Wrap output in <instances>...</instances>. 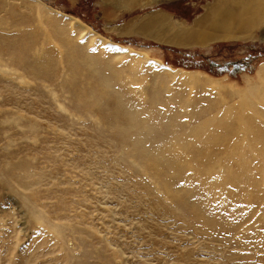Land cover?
I'll return each instance as SVG.
<instances>
[{
	"label": "rangeland",
	"instance_id": "1",
	"mask_svg": "<svg viewBox=\"0 0 264 264\" xmlns=\"http://www.w3.org/2000/svg\"><path fill=\"white\" fill-rule=\"evenodd\" d=\"M105 2L0 0V264H264V153L252 149L243 128L225 140L222 134L232 128L211 123L207 134L222 139L209 144L210 156L216 150L221 161L241 147L245 173L256 183L251 194L232 181L210 187L212 177L181 182L185 190H199L201 200L193 202L208 203L203 211L217 210L211 225L167 196L155 176L168 173L146 169L133 152L137 130L129 132L130 142L122 136L124 123L111 118L122 116L117 99L140 106L137 115L153 124L154 138L167 130L159 137L162 147L195 127L204 131L212 116L233 115L242 101L238 91L259 81L264 27L196 43L187 40L188 31L207 26L202 19L213 0ZM157 13L168 23L162 34L158 27L141 29ZM69 47L84 64L67 57ZM30 50L44 62L29 60ZM86 62L111 78L114 91L88 98L96 73ZM144 106L147 112L151 106L147 116ZM255 108L260 117L252 115L251 124L264 134V102ZM150 132L143 144L152 141ZM190 139L193 147L198 140ZM180 154L168 151L167 163L177 159L185 174ZM241 157L234 151L228 159L238 173Z\"/></svg>",
	"mask_w": 264,
	"mask_h": 264
},
{
	"label": "bare ground",
	"instance_id": "2",
	"mask_svg": "<svg viewBox=\"0 0 264 264\" xmlns=\"http://www.w3.org/2000/svg\"><path fill=\"white\" fill-rule=\"evenodd\" d=\"M105 1H106L105 3H109L111 5H117V2L119 0H105ZM126 1L128 2V4H130V2L132 0H126ZM148 20H149L148 23L147 22L146 23H142V26H140L141 29H143V28H150V27H152V28L153 27H155V28L158 27L159 28V31L156 32L157 35H161L162 32H163V30H164V28H165V25L168 24V23H165V21L167 19H166L165 15H163V14H161V15L158 14V13L157 14H154L151 17H149ZM202 20L205 21V23L207 24V26L204 29H202V28L201 29L200 28L198 29L196 27L195 29L189 30L188 31V35L189 36L187 37V40H189V41H195L196 43H198V42L199 43H203V42H206L208 40H214V39H220V38H232V37H235L237 35H244V36H246L253 29H255L257 27H262V26L264 27V0H213V3L210 5V7L207 10V14L203 17ZM80 26H82L81 25V22H80ZM168 28H170V27L168 26ZM196 29H198V30H196ZM208 29H211V30L216 29V30H218V33L215 32V31L208 32V31H210ZM158 38H160V37L158 36ZM178 45H179V43H178ZM31 51L32 50H30V52ZM33 51L31 52V55L28 58H29V60H30V57L35 58V63H39V65H40V63L44 62L43 61L44 58L43 57H39ZM29 53H25V54H28L29 55ZM75 53H76V49L69 47L68 48V53H67L68 55H67V57L76 59L75 61H77L78 64H81V65L84 64L85 61H81L80 62L77 59V57H76L77 55H75ZM16 55H17V53H16ZM16 61H18V60H16ZM150 61H152V60H150ZM86 63H87V65H89L90 68H92L91 69V71H93L92 74L99 73V75L97 74V76L95 74V77H93V76L91 77L90 76L91 81L93 80L96 83V86H93V88H90L89 90H87L88 92L93 91V92H90V95L89 96H91V97H88V98H91V99H95L96 98L97 99L96 96H98L99 93L107 94V93H110L111 91H114V89H113L114 87H112V82L110 80L111 78L110 79H107V78H109V76L108 77L106 76L107 77L106 78L100 72V70L97 68L96 64L93 65V63H88V62H86ZM163 67L169 68L167 66H163ZM37 70L35 71L34 74H37L38 73L39 70L38 71ZM71 70L74 71V69H71ZM42 71L44 72V70H42ZM119 73L120 72H118V77L120 76ZM257 73H258L259 81H257L255 84H249L246 87V89H244V90H239L238 91V94H240V96L242 97L241 98L242 101H241V104L238 106V108H236L237 110H235V113L233 115L229 114V115H225L223 117L212 116V117L208 118L207 121L205 120L207 125L205 123H204V125L207 127V129H206V127H203V128H205L204 131H203L201 129L202 128L201 126L200 127H195L192 131H190L189 133H187L189 135L185 134L184 137L178 136V140L176 142H174V143H169L168 142L169 144H167V142H166L165 144H167L168 146L166 145V146H162L161 147V144L159 145V143H158V142H160L159 137L160 138L162 137L164 139L165 136H163V135L167 134V130H166V133L164 132L165 134H163V132H162L163 129H162V131H161L162 136H156L158 139L156 137H155L156 138L155 139L154 138L155 134H153V133L150 132V131H152L154 129L153 128V124H152V127L149 126L150 124H146L147 122L145 123V120H147V118L143 121L142 120V118H143L142 116L143 115H141L142 118L139 116L142 121L140 119H137V117H138L137 113H139L141 111L140 114L141 113L143 114L142 108H140V106L139 107L136 106L137 108H134L135 107V105H134V107L132 109L129 106L123 104L122 103V99H120V100L117 99L115 101L117 103V106L116 107L121 111V114H122L121 117L123 119L121 120V117L118 118V116L117 117H114L113 116L111 118H114L112 120L118 121L117 122L118 124L119 123L120 124L121 123H124L123 124V127L121 129V131H124L122 133L123 134L122 136L125 137L127 135L126 136L127 139L129 138V141L131 142L132 141L131 139H133L132 138L133 133L131 132V134H132L131 135V134H129V132L132 131V130H137V132L139 134V136H138V134H136V135L134 134L135 137L136 136L138 137V140H137V138L134 137V140H133L134 142L132 143V145H133L132 146L133 147V152H135L136 154H138V156L140 158H142V159L145 160L146 167H147L146 169H148V170H150L149 168H152V170L154 169L156 172L163 173L164 175H166L165 173H168L169 174V173H171V172L174 171V170L171 171V168L172 169H175V171L177 172V174L174 173V172L172 173L173 175L176 174L175 176H172V174H169V175L167 174L166 175L167 177L164 176L165 178L164 177H160V176H155V177L161 178V181L159 180L160 181L159 184H160V187H163L166 190V193L168 194L167 196H170L172 199H174L175 201H177L176 204H178V205L184 204L183 205L184 207H182V208H186L187 205H188L190 207V209H191V213H193L194 215H196L197 217H199V219L202 220V223L203 224H206L207 222L209 223L210 221L211 222L209 224H211L212 223V220H211L210 217L217 210H215V211L212 210V212L209 210L208 211L209 213H206L207 211L206 212L203 211V209L205 210L206 205L208 203H205L206 205L204 206V205H201V203H203V202H198L200 204H197V203H194L193 202L194 200L197 202V199L200 198V197H198L196 199V197H195V192L198 189L195 191V188L196 187L194 188V186L197 185V184H195V185H194V183H193V185L191 184L193 186V187L191 186V188H194V191H195V192H193V191H190L191 189L185 190L188 187H184L183 184L181 183L182 181L186 182L185 184H188V183L193 182V181H191V178L194 179L196 177L197 179L202 178L203 180H208V177H212L211 178L212 180H210L211 181L210 187L220 186V187L224 188V186L229 181H232L233 183L235 182V185H238L237 188H239L240 190H242L245 193L247 192L248 194H249V192L251 194L252 193V190L256 187V183L251 180V177L248 178V176H249L248 174L249 173H245L248 170V169L246 170V167H247L246 161L247 160H246V157H244L245 155H244L241 147H238L237 149H233V150L229 151L230 152V155L228 153L229 156L228 157H226L227 155L225 156L227 158V161L225 159L223 161H221L222 158L220 159V158L216 157V154H215L216 153L215 152L216 150L214 151L215 153L213 152V155L215 154V156H213V155L210 156V153L212 154V152H210V147H209L210 145L209 144L211 143L210 140H214L212 142L213 145H214V144L219 143L222 139L220 137L214 136V134L212 132L210 134H212L213 137H212V135L207 134V133H209V131H210V130H208V129H210L208 127H210V124L211 123L212 124H217V125H225L228 128L229 127L232 128V131L231 132L229 131L227 133L222 134V137L225 140H228V138L231 136V133L233 132V130L235 128H238V129H239V127L241 129L243 128L244 129L243 130V134L247 137L248 141L253 146L252 149H254L256 152H258V154L259 153H264V134H260V132L258 131V129L255 128V127H253L252 124H251L252 115H255L256 114L257 115V118L260 117V115L257 114V111L258 110L255 108V103L258 102V101L264 102V64L259 67ZM77 74H78V72H77ZM90 74H91V72H90ZM115 74H117V73H115ZM96 94H98V95H96ZM84 95H85V93H84ZM153 97H154V99L153 98L152 99L155 100L154 103H156L158 101V98L155 97V96H153ZM149 99H150V97H149ZM152 99H150L149 101H151ZM154 103L152 102V104H154ZM141 106H143V105H141ZM150 107L151 106H149L148 112L151 110ZM145 108L146 107L144 106V109H143L144 110V115H146L148 113L147 112V109L145 111ZM157 108H158V106H157ZM138 109H139V112H137ZM135 112H136V114H135ZM145 112H146V114H145ZM161 112H163V111H161ZM149 114H150V112H149ZM157 114H155V116ZM196 114L197 113H195V115ZM136 115H137V117H136ZM166 115L167 116H170V114H167V113H166ZM171 115L174 117L173 114H171ZM158 116H159V114H158ZM156 118H157V116H156ZM160 118L161 117H159V120H160ZM194 118H195V116H194ZM150 119H152V118L150 117ZM167 119H169V117H167L166 119L164 117L163 121L165 122V120H167ZM152 120L154 121L156 119H152ZM152 120L150 121L151 123H152ZM157 120H158V118H157ZM173 121H175V120H173ZM160 123H158V124L160 125ZM161 124H163V123H161ZM172 124H173V122H172ZM176 124L177 123H175V125ZM165 126L166 125L163 126L164 129H165ZM167 127L168 126H166V128ZM170 128H172V127H170ZM175 129L176 128H174V130ZM207 130H208V132H206ZM145 131H147V133L149 131L151 134H153L151 136V138H153L152 139L153 142H154V139H155V143H154V145L152 144V147H151L152 149L149 148V144L152 142V141H150L151 138L149 139L148 136H147L148 141H150L149 144H143L144 141L142 142V140H145V139L142 138V135L145 134ZM175 131H173V132H175ZM137 132L135 131V133H137ZM170 132H172V131L170 130ZM126 133H128L129 135L126 134ZM238 133H240V131H238ZM180 137H182V138H180ZM122 138L123 137H121V139ZM184 138H186V139H184ZM189 138L192 139V141L190 139V142H193L195 138H197V140H198V142L196 143V145L194 144L193 147H192L193 144L191 143V147L192 148L188 145L189 143L187 142ZM204 138H207V139H204ZM209 138H211V139H209ZM167 139H166V141H167ZM156 140H159V141L156 142ZM129 141H126V142H129ZM163 141L165 142V140H163ZM171 141H172V139H171ZM195 141H196V139H195ZM124 146H126V145H124ZM147 146H148L149 149L147 148ZM215 146L217 147L218 145H215ZM125 148H124V150H125ZM219 149L221 150L222 148H219ZM168 151L171 154H173V155H179L180 153L182 154V152H183L184 156H183V154L182 155L180 154L181 156H179V157H183L182 160H181V158H180V160H181V163L183 164V167H186L187 168V169H185V171L187 170V173L185 172V174H183L184 171L181 170L182 168L180 166V163L177 161V159H176L177 163H175L176 161H174V164H172V162L171 163H167L169 160H171V159H168L169 157L167 158ZM190 151H192V153H194V155L191 154ZM217 151H219V150H217ZM234 151L237 152L238 154H241L242 155L241 162H240V164L238 166L239 169H237L239 171V173L236 172L232 167H230L231 165L229 164V162H231V161L228 160V159H232V156H233ZM131 152L132 151H130V153ZM223 154H225V152ZM220 155H221V153H220ZM195 157L197 158V160L199 158L200 161H201V163L198 164L197 161H195L196 160ZM198 162H199V160H198ZM167 164H169V166ZM191 164H192V168H191V170H188V169H190V166L189 165H191ZM148 165H149V168H148ZM221 166L222 167L224 166V167H223V169H220V172L217 174V172L219 171L218 168L221 167ZM168 168H170V169H168ZM143 169H145V167ZM169 170H170V172H168ZM182 171H183V173H182ZM147 172H149V171L146 170V173ZM163 174H161V176ZM154 179H156V178H154ZM186 191L188 192L187 193L188 194V197H186L187 199L186 198L184 199L183 198V193L186 192ZM198 192H199V190H198ZM197 195L199 196L198 193H197ZM227 197L228 196H226V197H224L222 199L223 202L221 204L222 205V209H224L225 211L227 209L223 208V203H225L224 207H226V203L227 202H225V201L228 200ZM231 198H233V196ZM198 200H201V199H198ZM201 206H204L205 208L202 209ZM189 207H187V209ZM179 208H181V207H179ZM190 209L188 211H190ZM217 209H218V207H217ZM219 209H221V207ZM221 211L223 212V210H221ZM220 212H219V214H220ZM215 214H217V213H215ZM220 219H219V221H221ZM239 220H240V218H239ZM230 221H228V222H230ZM222 222H221V224H222ZM228 222L226 223V225L229 224ZM215 223H217V222L215 221L214 224ZM209 224H208V227H209ZM231 224H233V223H231ZM211 225H213V223ZM233 225H231L232 228H234L235 226H237V225H234V227H233ZM228 229H231V228H228Z\"/></svg>",
	"mask_w": 264,
	"mask_h": 264
}]
</instances>
